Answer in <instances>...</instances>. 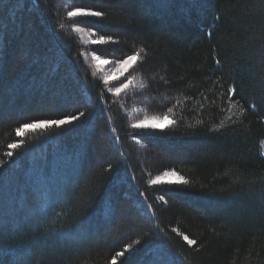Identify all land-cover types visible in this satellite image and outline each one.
<instances>
[{"label": "trees", "instance_id": "16d2710c", "mask_svg": "<svg viewBox=\"0 0 264 264\" xmlns=\"http://www.w3.org/2000/svg\"><path fill=\"white\" fill-rule=\"evenodd\" d=\"M3 3L0 264H264V0ZM75 8L105 15L68 17ZM76 26L116 42L86 41ZM136 52L132 85L108 92L119 84L92 54ZM161 65L166 79L152 83ZM150 88L168 100H145ZM81 111L72 125L16 135ZM148 115L175 123L133 127ZM173 170L172 183H150Z\"/></svg>", "mask_w": 264, "mask_h": 264}, {"label": "snow or ice", "instance_id": "6c2138e0", "mask_svg": "<svg viewBox=\"0 0 264 264\" xmlns=\"http://www.w3.org/2000/svg\"><path fill=\"white\" fill-rule=\"evenodd\" d=\"M9 3L13 2V0H8ZM31 4L34 7H38L39 4V0H30ZM0 4H2V6L5 4L3 3V0H0ZM105 15L104 12L101 11H93L90 8H75L72 11H69L67 13L68 17H84V16H90V17H103ZM59 27L61 29H63L64 25L60 24ZM77 31H81L80 28L76 29ZM91 35V34H90ZM109 42H116L114 41V38L111 35H101L99 36V38L97 40H94L93 43L96 44H106ZM140 53L136 52L133 55L127 56L126 58H121L115 61H110L107 59H102L101 56L96 55L95 53L92 54V59L96 62V67L103 70V66L105 65H110L112 63L115 64V67L112 68L110 71H108L105 76H104V82L107 84L110 81H115L119 84L118 87H109L107 89L108 92L110 93H114L115 95L119 96L121 93H123L126 89H128L132 83L133 80L128 78L127 76H125V73L128 72V70L133 66L134 63L137 62L138 57H139ZM218 63V61H217ZM54 70V69H53ZM120 77H124V80H126V82L120 80ZM229 98L231 99V96L234 95L236 93V89L235 87H230L229 88ZM177 103H179V101H177ZM172 108L168 109V112H171ZM85 116V113L83 111L79 112L78 114H72V115H65L62 119H50V120H36L33 121L32 123H25L20 127H17L15 129L16 135L18 137H22L24 135V133L27 130H36L37 128L40 129H50L52 127L55 128H61V126H65V125H72L73 122L75 121H79L81 117ZM169 120V117L167 115L163 116V117H152L151 120L152 121H159V120ZM149 118L145 117L144 120L142 121H138L136 124L133 125L134 128L136 129H146V128H152V129H163L166 127V125L159 123V122H153V123H149ZM170 123H175V121H170ZM24 144V140L20 139L19 143H12L10 144L8 147L11 149H17L19 148L21 145ZM7 155L9 157L13 156V152L9 151L7 153ZM4 162L0 161V165H3ZM111 170V166L109 165V169ZM169 174L171 175H176L175 171L173 170L171 173L169 172H164L163 175L168 176ZM161 182V177L160 176H156L155 179L151 180L150 183L153 185L159 184ZM170 183H172V181H170ZM175 183H181V184H187V180H185L183 177H181L178 181H175ZM141 196H143V193H140ZM161 200H164V197L161 196L160 197ZM146 203V201H145ZM148 208H151V205H147ZM189 244H195L196 241L189 239V237L187 235H185L183 237ZM132 248V245H127L126 250H129ZM30 251V250H29ZM7 254V251L5 249V247L0 244V258L4 257ZM117 255L123 256L124 253H118Z\"/></svg>", "mask_w": 264, "mask_h": 264}, {"label": "rangeland", "instance_id": "374dc122", "mask_svg": "<svg viewBox=\"0 0 264 264\" xmlns=\"http://www.w3.org/2000/svg\"><path fill=\"white\" fill-rule=\"evenodd\" d=\"M77 28H80L81 29V31H78V32H81V36L83 37L84 40L90 41V42H93L94 40H97L94 37H91L90 36V31L89 30H85L83 27H80V26H76L75 27V29H77ZM115 30H117V29H115ZM21 42H22V44L24 46H27V45L31 46V45H33L34 38H33L32 32H31V29L25 30L24 36L21 38ZM32 48H30V49L34 51L35 48H33V49ZM102 59H107V60H110V61L118 60V59H109V58H106V57H102ZM21 60H26V57H21ZM92 61H93L94 65H96V62L93 59H92ZM114 67H115V64L114 63H112L110 65L103 66V70H102L103 71V75L105 76V74L108 71H110L112 68H114ZM148 76H149V81H152V83L155 82V81H163V80H165L166 79V76H165V66L164 65H161V66L157 67L153 72H150ZM144 96H145L144 98H146L145 100H147V98H149V99H155V100H158V102H160L161 105H162L163 102H166L168 100V98L161 91L156 90V88H150L149 91H147V93L144 94ZM51 101H53V100L50 98V103H51ZM145 117H148L149 118V121H148L149 123L159 122V123H162L164 125H167L171 121L170 118H169V120H162L161 119L159 121H152L151 120L152 117H163V116H151V115L140 117L138 119V121L144 120ZM155 150L156 149H154V147H152V148L150 147L149 148V147H146L145 146V147H142L140 149V152L142 154L143 153H147L149 151H152V152L155 153L156 152ZM169 173H171V172H169ZM159 176L161 177V180H164V181H173V180H177L178 179L177 178V175H171V174H169L168 176H165L162 173Z\"/></svg>", "mask_w": 264, "mask_h": 264}, {"label": "bare ground", "instance_id": "6f19581e", "mask_svg": "<svg viewBox=\"0 0 264 264\" xmlns=\"http://www.w3.org/2000/svg\"><path fill=\"white\" fill-rule=\"evenodd\" d=\"M18 56V55H17Z\"/></svg>", "mask_w": 264, "mask_h": 264}]
</instances>
